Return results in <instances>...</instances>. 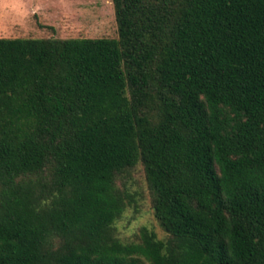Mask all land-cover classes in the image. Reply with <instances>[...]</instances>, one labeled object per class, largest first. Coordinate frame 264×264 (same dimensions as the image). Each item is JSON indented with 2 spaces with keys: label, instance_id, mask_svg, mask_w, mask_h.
<instances>
[{
  "label": "trees",
  "instance_id": "trees-1",
  "mask_svg": "<svg viewBox=\"0 0 264 264\" xmlns=\"http://www.w3.org/2000/svg\"><path fill=\"white\" fill-rule=\"evenodd\" d=\"M113 2L0 38V264H264V0ZM141 165L167 236L126 241Z\"/></svg>",
  "mask_w": 264,
  "mask_h": 264
},
{
  "label": "rangeland",
  "instance_id": "rangeland-1",
  "mask_svg": "<svg viewBox=\"0 0 264 264\" xmlns=\"http://www.w3.org/2000/svg\"><path fill=\"white\" fill-rule=\"evenodd\" d=\"M118 38L113 0H0V38ZM137 193L138 207L119 222L120 236L137 240L148 227L160 238L167 234L157 221L143 166L128 179Z\"/></svg>",
  "mask_w": 264,
  "mask_h": 264
}]
</instances>
